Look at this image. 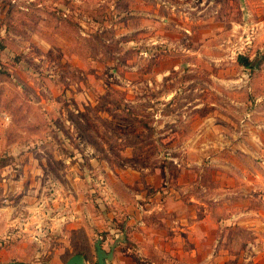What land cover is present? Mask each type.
<instances>
[{
  "label": "rangeland",
  "instance_id": "1",
  "mask_svg": "<svg viewBox=\"0 0 264 264\" xmlns=\"http://www.w3.org/2000/svg\"><path fill=\"white\" fill-rule=\"evenodd\" d=\"M169 216L182 253L150 247ZM97 240L264 264V0H0V264H96Z\"/></svg>",
  "mask_w": 264,
  "mask_h": 264
},
{
  "label": "crops",
  "instance_id": "2",
  "mask_svg": "<svg viewBox=\"0 0 264 264\" xmlns=\"http://www.w3.org/2000/svg\"><path fill=\"white\" fill-rule=\"evenodd\" d=\"M172 194H173L172 192L168 193V196L166 197L167 207L166 208L164 207V212H169L171 215L175 214L177 210L180 211L183 208H185V206H183V203L181 202L173 203L175 196ZM158 210L161 209L159 208ZM185 218L186 216L185 217L176 216L165 219L164 221L167 223V226L171 227L170 230L173 231L172 235L168 236V233L165 230H162L161 232L159 231L157 236L155 237V242L152 243L153 246L151 245L150 247L161 252V251H165L166 248L172 246L171 241H174L175 242L174 247L176 248V250L178 249L179 252L182 253L183 244L186 241V238L189 237L188 222L187 219ZM156 225L158 224H155L154 226L155 228H157ZM158 230L159 229H157V231Z\"/></svg>",
  "mask_w": 264,
  "mask_h": 264
},
{
  "label": "water",
  "instance_id": "3",
  "mask_svg": "<svg viewBox=\"0 0 264 264\" xmlns=\"http://www.w3.org/2000/svg\"><path fill=\"white\" fill-rule=\"evenodd\" d=\"M115 249V244L111 246L110 251L106 253L102 249V242L97 240L94 244V250L96 255V264H108L113 259V253ZM1 264H22L17 262H8ZM64 264H86L85 259L82 255L76 254L69 258Z\"/></svg>",
  "mask_w": 264,
  "mask_h": 264
},
{
  "label": "trees",
  "instance_id": "4",
  "mask_svg": "<svg viewBox=\"0 0 264 264\" xmlns=\"http://www.w3.org/2000/svg\"><path fill=\"white\" fill-rule=\"evenodd\" d=\"M237 62L240 66H243L245 68H252L253 63L246 57L243 56H238L237 57Z\"/></svg>",
  "mask_w": 264,
  "mask_h": 264
}]
</instances>
